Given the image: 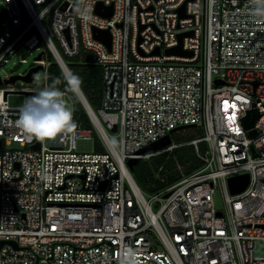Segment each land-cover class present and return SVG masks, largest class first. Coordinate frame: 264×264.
Instances as JSON below:
<instances>
[{
  "label": "built area",
  "instance_id": "obj_1",
  "mask_svg": "<svg viewBox=\"0 0 264 264\" xmlns=\"http://www.w3.org/2000/svg\"><path fill=\"white\" fill-rule=\"evenodd\" d=\"M0 5V66L20 47L40 50L42 88L49 55L73 87L65 59L88 52L103 79L101 106L84 107L92 128L46 141L29 140L16 124L22 106L7 103L36 93L38 74L31 87H0V264H264V0ZM94 30L109 31L110 48ZM180 44L192 55L165 53ZM252 109L259 117L249 135ZM181 127L203 136L141 152ZM89 137L95 151L77 152L76 140ZM181 145L201 167L146 193L127 161ZM245 174L247 187L232 194L229 178Z\"/></svg>",
  "mask_w": 264,
  "mask_h": 264
},
{
  "label": "trees",
  "instance_id": "obj_2",
  "mask_svg": "<svg viewBox=\"0 0 264 264\" xmlns=\"http://www.w3.org/2000/svg\"><path fill=\"white\" fill-rule=\"evenodd\" d=\"M48 59L51 63L46 74L47 87L58 88L62 93L69 95L71 108L73 109V119L76 121L75 128L91 129L92 125L86 110L73 87L60 67L55 63L53 57L49 55ZM65 60L72 76L78 75L80 77V81L75 82L90 107L96 111L101 106L102 98L103 79L101 66L93 61L91 54L88 52H82L79 56ZM97 145L95 142V148ZM201 146L203 147V144ZM179 164L185 167L184 174H190L201 167V162L195 157L192 147L181 145L170 153H162L144 161L141 169H138V165L134 166L132 174L136 182L139 180L142 186L153 192L164 186V184L160 183L162 177H165L167 184H171L181 177L179 172H177V165ZM160 167L162 169L158 174ZM143 175H145V178L141 177Z\"/></svg>",
  "mask_w": 264,
  "mask_h": 264
},
{
  "label": "clouds",
  "instance_id": "obj_3",
  "mask_svg": "<svg viewBox=\"0 0 264 264\" xmlns=\"http://www.w3.org/2000/svg\"><path fill=\"white\" fill-rule=\"evenodd\" d=\"M73 80L79 82L78 75ZM17 126L29 140H51L69 129L76 127L73 109L63 97L60 89L47 87L25 99L19 109ZM127 264V261H122Z\"/></svg>",
  "mask_w": 264,
  "mask_h": 264
},
{
  "label": "rangeland",
  "instance_id": "obj_4",
  "mask_svg": "<svg viewBox=\"0 0 264 264\" xmlns=\"http://www.w3.org/2000/svg\"><path fill=\"white\" fill-rule=\"evenodd\" d=\"M41 53L40 50H28L25 47H20L13 56H11L8 62L2 66H0V77L3 80L5 77L12 76H22L24 75L31 67L36 66L34 63L36 57ZM45 81V71L40 70L38 75L36 76L35 82L37 87L42 88L43 83ZM6 87L5 84L0 85V87ZM16 89H24L31 87L27 85L22 80H17L15 84L11 85ZM33 87V86H32ZM63 94V93H62ZM29 97V96H28ZM22 94H9L7 96V103L12 107L22 106L25 99L28 98ZM63 97L67 100L68 104L70 103V98L68 94H63ZM70 106V104H69ZM71 107V106H70ZM203 136V129L199 128H185L179 131H176L171 134V141L175 144H183L188 142L191 139L200 138ZM16 148L19 146L16 143H11L10 146H7V149ZM184 148V147H183ZM76 150L79 153H92L95 151V140L91 137L89 138H79L76 140ZM146 160L139 161L136 165H138V169L143 167V163ZM176 163H178L176 161ZM185 167L181 164L177 165V172L182 176L184 174ZM135 175V174H134ZM142 175V173H141ZM145 178V175L141 176ZM138 180V179H137ZM140 187L148 193L149 190L140 184L139 180L137 181ZM219 194L217 193L215 196V205L217 208H221L222 204L220 201Z\"/></svg>",
  "mask_w": 264,
  "mask_h": 264
},
{
  "label": "water",
  "instance_id": "obj_5",
  "mask_svg": "<svg viewBox=\"0 0 264 264\" xmlns=\"http://www.w3.org/2000/svg\"><path fill=\"white\" fill-rule=\"evenodd\" d=\"M105 10L106 11L104 12L103 7L101 5H97V7H96V13L104 15L106 17H110L112 14V7H107ZM178 13H179L180 17L186 16L185 4L181 8L178 9ZM5 18H7V12H6L5 8L2 5H0V24H1V21ZM93 35L95 38L101 40L110 48L111 36H110V33L108 30H94ZM179 37H180V41H181L183 35L181 34ZM154 53L158 54L159 50L156 49V51ZM165 53L167 55H183V56H191L192 55L191 51H184L182 49L181 44L177 47L166 49ZM40 58H41V54H39L36 57L37 60H40ZM41 69H42V66L37 65V66L30 68L28 70V73L24 76H12L9 79H6L4 81H2V79L0 78V85H2V84H6V85L7 84H14L17 80H22L26 84H31L34 82L35 76L38 74L39 70H41ZM73 82H74L73 88H74L77 96L80 98L81 102L83 103L84 107L91 110L90 105L86 101V99H85L84 95L82 94L81 90L79 89L77 83L74 80H73ZM34 94L35 93H31V92L26 93V95L29 97H31ZM258 117H259V114H258L257 110L252 109L247 113V116L243 119V124H244L245 128L249 130V135L254 134L253 125H254L255 120ZM185 128H189V127L178 128L176 130L171 131V134L176 132L177 130H181V129H185ZM114 130H115V128H113V131ZM171 134L165 136L164 138L160 139L159 141H157L155 143L150 144L149 146H147L146 148L141 150V152L142 153H150V152H155V151H158V150L165 148L166 146L171 144ZM0 147H1V142H0ZM36 147H38V146L37 145L33 146V148H36ZM138 162H139V160L136 158L129 159L127 161L129 169L133 170L134 166H136V164ZM248 182H249V176L247 174L229 178L228 183H229V188H230L231 193L232 194L240 193L241 191H243L247 187ZM2 243L3 242H0V245H2Z\"/></svg>",
  "mask_w": 264,
  "mask_h": 264
}]
</instances>
